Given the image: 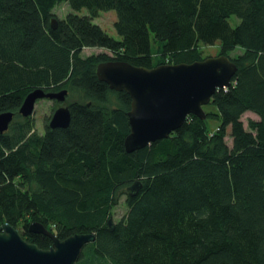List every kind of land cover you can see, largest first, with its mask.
I'll use <instances>...</instances> for the list:
<instances>
[{
  "label": "trees",
  "instance_id": "16d2710c",
  "mask_svg": "<svg viewBox=\"0 0 264 264\" xmlns=\"http://www.w3.org/2000/svg\"><path fill=\"white\" fill-rule=\"evenodd\" d=\"M61 3L73 9L65 18L54 11ZM112 9L120 39L94 22ZM218 41L238 69L204 105L207 118L191 114L168 137L128 152L132 98L100 80L98 64L193 62ZM86 47L106 51L86 56ZM36 88L68 90V127L47 117L39 132L19 112ZM6 111L15 118L0 132V226L46 249L52 238L30 223L60 239L95 232L76 264H264V0H0ZM250 111L259 119L246 126ZM123 196L127 211L114 221Z\"/></svg>",
  "mask_w": 264,
  "mask_h": 264
},
{
  "label": "water",
  "instance_id": "95a60500",
  "mask_svg": "<svg viewBox=\"0 0 264 264\" xmlns=\"http://www.w3.org/2000/svg\"><path fill=\"white\" fill-rule=\"evenodd\" d=\"M237 69L235 61L219 54L193 62L162 63L153 67L105 61L98 64L97 75L110 88L125 90L132 98L128 112L130 133L125 138V147L132 152L168 137L191 114L206 119L204 105L210 103L219 89L230 86ZM67 95V89L36 88L25 97L19 112L25 117L32 116L39 100L65 103ZM14 118L13 111L0 114L1 133L8 130ZM71 118L70 107L63 104L55 109L49 124L52 128L68 127ZM140 188V182L136 181L129 186L130 194ZM109 225L113 228L112 219ZM29 230L51 237V247L42 248L28 241L18 228L6 222L0 226V264H76L84 246L96 239L95 232L76 233L60 239L38 221L30 223Z\"/></svg>",
  "mask_w": 264,
  "mask_h": 264
},
{
  "label": "rangeland",
  "instance_id": "374dc122",
  "mask_svg": "<svg viewBox=\"0 0 264 264\" xmlns=\"http://www.w3.org/2000/svg\"><path fill=\"white\" fill-rule=\"evenodd\" d=\"M54 11L57 17L65 18L68 15V13L73 12V9L68 3H61L54 8ZM77 12L79 14L89 13L87 8H83L82 10L77 11ZM117 18L118 16L115 10L113 9L112 10H101L99 13V16H97L94 19V22L99 24L111 36L115 37L116 39H120V35L118 34L116 27H115V21L117 20ZM230 21L233 25H236L239 23L240 19L236 15H233L230 18ZM158 45L159 43H157L154 37V34H152V46H153L154 51L158 48ZM202 50H203L202 54L205 58L209 56H217L220 54V42L218 41L215 44L202 45ZM102 51H106V50L100 47H86L83 50V55L87 56L92 53H98ZM236 52L237 53L241 52V49L237 48L233 52V54ZM66 102L68 103V101ZM55 103H56L55 100H51V99H41L37 102L33 117L36 121V128L39 130V132H44L45 122H46L45 120L47 117H50L49 118V122H50L51 116L53 114V109H54L53 106ZM55 106L57 107L58 104ZM249 118L259 119V116L256 113L251 112V111L246 112L243 115V120L246 126L248 125ZM208 123L210 127L214 128L217 125H219L220 119L209 118ZM227 141L229 142L231 146L232 138L230 136H227ZM126 211H127V205L125 203V196H123L119 204L114 208V214H113L114 221H118L121 217H123Z\"/></svg>",
  "mask_w": 264,
  "mask_h": 264
},
{
  "label": "flooded vegetation",
  "instance_id": "af4514ba",
  "mask_svg": "<svg viewBox=\"0 0 264 264\" xmlns=\"http://www.w3.org/2000/svg\"><path fill=\"white\" fill-rule=\"evenodd\" d=\"M57 102H58V101H57ZM63 104H64V105H67V102H65V103H60V102H58V106H57L56 108H58L59 106H61V105H63ZM56 108H55V109H56ZM53 112H54V111H53Z\"/></svg>",
  "mask_w": 264,
  "mask_h": 264
}]
</instances>
